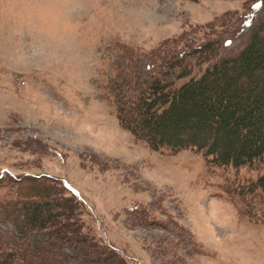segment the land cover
I'll return each instance as SVG.
<instances>
[{"label": "rangeland", "instance_id": "1", "mask_svg": "<svg viewBox=\"0 0 264 264\" xmlns=\"http://www.w3.org/2000/svg\"><path fill=\"white\" fill-rule=\"evenodd\" d=\"M245 7V0H0V175L66 182L93 233L132 264H264V228L240 217L218 187L234 171L207 170L192 150L169 154L135 141L119 126L108 89L122 48L146 52L224 14L238 17L214 38L225 54L238 52L261 9ZM255 175L240 170L242 179ZM7 180L1 203L17 198ZM148 201L181 234L125 212Z\"/></svg>", "mask_w": 264, "mask_h": 264}, {"label": "trees", "instance_id": "2", "mask_svg": "<svg viewBox=\"0 0 264 264\" xmlns=\"http://www.w3.org/2000/svg\"><path fill=\"white\" fill-rule=\"evenodd\" d=\"M245 4L261 9L238 52L225 54L214 38L218 28L235 22L237 15L224 14L149 51L122 48L108 89L119 126L135 141L169 154L192 150L207 170H233L234 177L218 186L221 195L240 217L264 228V0ZM241 169L256 175L242 179ZM3 179L16 186L17 198L0 202V264L134 263L93 233L84 202L60 178ZM125 212L144 226L171 225L181 234L153 201Z\"/></svg>", "mask_w": 264, "mask_h": 264}]
</instances>
